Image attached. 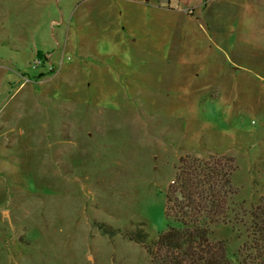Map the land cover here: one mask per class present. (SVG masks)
<instances>
[{
    "label": "rangeland",
    "instance_id": "obj_1",
    "mask_svg": "<svg viewBox=\"0 0 264 264\" xmlns=\"http://www.w3.org/2000/svg\"><path fill=\"white\" fill-rule=\"evenodd\" d=\"M171 1L0 0V264H152L126 234L165 231L189 156L234 158L211 240L256 257L263 1Z\"/></svg>",
    "mask_w": 264,
    "mask_h": 264
},
{
    "label": "trees",
    "instance_id": "obj_2",
    "mask_svg": "<svg viewBox=\"0 0 264 264\" xmlns=\"http://www.w3.org/2000/svg\"><path fill=\"white\" fill-rule=\"evenodd\" d=\"M235 171L231 157L182 158L166 196L165 231L151 240L140 225L138 231L126 237L145 246L152 264H264L260 261L261 252L264 254V204L252 214L253 228L262 242L252 248L256 257L243 256L240 262L238 255L231 258L225 242L211 240L213 226L231 222L230 217L236 214ZM102 229L111 237L120 233L111 227Z\"/></svg>",
    "mask_w": 264,
    "mask_h": 264
},
{
    "label": "crops",
    "instance_id": "obj_3",
    "mask_svg": "<svg viewBox=\"0 0 264 264\" xmlns=\"http://www.w3.org/2000/svg\"><path fill=\"white\" fill-rule=\"evenodd\" d=\"M126 1H130V2H136V3H145V4H149V5H158L159 3H161L162 0H126ZM178 1L179 3H181V0H176ZM259 1H263L261 3H263V7H260L259 5H256L254 7H249V9L251 11H253V9L255 10H259V15L264 18V0H259ZM172 1L171 0H168V4H170ZM204 2V0H199L197 3H200L199 5H201L202 3ZM255 2H258V0H255ZM261 8L263 9V11H261ZM256 16V14H254ZM252 16V15H251ZM55 24V23H53ZM263 25V29L262 31L264 30V23L262 24Z\"/></svg>",
    "mask_w": 264,
    "mask_h": 264
}]
</instances>
